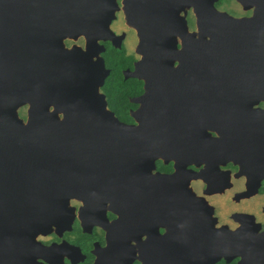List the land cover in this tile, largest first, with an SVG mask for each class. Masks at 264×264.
Returning a JSON list of instances; mask_svg holds the SVG:
<instances>
[{"label": "flooded vegetation", "instance_id": "obj_1", "mask_svg": "<svg viewBox=\"0 0 264 264\" xmlns=\"http://www.w3.org/2000/svg\"><path fill=\"white\" fill-rule=\"evenodd\" d=\"M142 1L145 52L152 58L147 75L135 74V63L145 55L136 51L135 31L125 22L121 0H115L109 29L122 35L120 45L94 38L93 22L89 65L76 85L81 113L72 153L95 164L81 173L87 180L77 188L11 189L43 194L14 203L52 211L55 224L31 235L30 213L0 214V264H264V100L253 106L263 110L254 117L243 116L238 99L213 110L211 77L175 71L182 43L195 38L194 5ZM220 1L215 8L234 17L253 14L236 2L241 10L228 11ZM61 43L63 49H86L82 30ZM99 57L108 75L97 92L105 110L129 130L122 148L93 139L100 125L94 97ZM53 115L62 119L60 110Z\"/></svg>", "mask_w": 264, "mask_h": 264}, {"label": "water", "instance_id": "obj_2", "mask_svg": "<svg viewBox=\"0 0 264 264\" xmlns=\"http://www.w3.org/2000/svg\"><path fill=\"white\" fill-rule=\"evenodd\" d=\"M189 1L194 5L197 30L194 39L192 34L189 42L182 43L175 71L211 77L213 110L238 99L244 117L260 115L263 110L253 106L264 100V0H234L243 10H252L249 18L216 9L217 0ZM121 2L125 22L137 37L136 51L145 55L135 63V74L147 75L145 68L149 69L152 58L150 50L145 52L148 41L140 16L143 1ZM116 8L115 0H0V202H4L0 214L30 213L31 235L45 233L55 224L49 218L52 211L38 205L24 208L15 204L23 196L44 195L20 194L11 189L77 188L85 177L81 173L87 174L95 164L81 161L72 153L79 138L75 126L80 112L76 85L89 65V29L93 22L94 38L119 47L122 35L109 29ZM80 30L86 40L85 52L63 49L62 38H74ZM99 47L103 51V46ZM94 67V97L99 107L95 116L100 118V125L93 131V139L116 141L111 147L122 148L119 143L127 140L129 130L105 110L102 95L97 92L108 75L102 57L95 60ZM167 74H173L171 67ZM225 77H235L238 82L225 81ZM230 85L233 88L229 89ZM23 106L25 117L21 118L17 111ZM55 110L62 112L60 121L53 115ZM14 220L16 217L9 218L13 227Z\"/></svg>", "mask_w": 264, "mask_h": 264}, {"label": "rangeland", "instance_id": "obj_3", "mask_svg": "<svg viewBox=\"0 0 264 264\" xmlns=\"http://www.w3.org/2000/svg\"><path fill=\"white\" fill-rule=\"evenodd\" d=\"M221 3H222L221 7L225 6L226 9H228V11H237L238 12L241 10L239 8V6H237V4L235 3L234 0H221L220 4ZM131 41H133V39H127L125 41V43L129 44V43H131ZM17 112H18L19 117H21V118L25 117V107H20Z\"/></svg>", "mask_w": 264, "mask_h": 264}]
</instances>
